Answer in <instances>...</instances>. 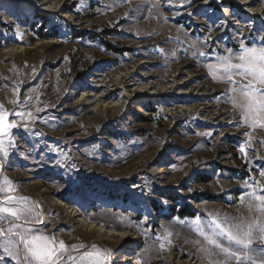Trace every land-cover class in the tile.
I'll return each instance as SVG.
<instances>
[{
	"label": "rangeland",
	"instance_id": "374dc122",
	"mask_svg": "<svg viewBox=\"0 0 264 264\" xmlns=\"http://www.w3.org/2000/svg\"><path fill=\"white\" fill-rule=\"evenodd\" d=\"M47 1L59 10L0 0V106L18 125L0 153V187L7 177L15 191L0 198H29L19 202L32 209L23 229L64 241L63 264L105 251L104 264L121 260L82 241L51 196L89 223L139 237L135 264H163L165 247L208 264L193 221L205 231L213 217L251 221L247 194L264 188V128L242 120L230 91L247 81L233 75V85L218 67L238 62L241 45L264 47V13H249L264 0ZM123 86L158 96L128 101ZM43 189L51 194L37 205ZM0 264L18 262L0 247Z\"/></svg>",
	"mask_w": 264,
	"mask_h": 264
},
{
	"label": "snow or ice",
	"instance_id": "6c2138e0",
	"mask_svg": "<svg viewBox=\"0 0 264 264\" xmlns=\"http://www.w3.org/2000/svg\"><path fill=\"white\" fill-rule=\"evenodd\" d=\"M181 7L183 4L180 5ZM242 51L233 63L231 57L221 59L219 68L230 83L236 84L233 75L240 76L247 83L239 88H232L230 91L236 95L232 97L233 107L242 110V120L252 123L250 127L264 128V47L246 48L241 45ZM203 55V53H201ZM6 113L0 106V153H4V141L2 137L8 135L10 130L18 125L15 122L7 121ZM21 115L22 113H17ZM28 117L32 114L28 113ZM25 129L27 130V126ZM11 143V138L9 140ZM244 152V148H241ZM264 176V173H261ZM3 183L9 187H0V192L12 193L14 188L10 187L12 182L4 178ZM264 188L257 192L255 188L247 194L248 211L255 213L251 221L241 220L230 222L228 218H211L208 225L210 231H205L200 226V218L197 217L193 224L195 230L203 237L202 251L206 253L208 264H264ZM28 197H16L5 195L0 198V247L15 259L18 264H63L64 253L68 252V246L64 241L57 242L54 237L36 235L31 230L23 229V224L31 223L29 217L32 209L21 205L20 201H27ZM244 197L241 198L243 203ZM39 222L38 220L36 221ZM7 225L5 227L4 225ZM259 240L261 247L256 249L254 241ZM197 243H200L197 241ZM76 246L73 245L72 248ZM82 247V246H81ZM96 246L93 245V248ZM163 247V245L161 246ZM257 251L259 255H256ZM213 257H218L213 259ZM108 253L102 255L99 252L86 253L81 256L79 264H104ZM69 260L73 258L68 257ZM74 264L76 262L74 261Z\"/></svg>",
	"mask_w": 264,
	"mask_h": 264
},
{
	"label": "bare ground",
	"instance_id": "6f19581e",
	"mask_svg": "<svg viewBox=\"0 0 264 264\" xmlns=\"http://www.w3.org/2000/svg\"><path fill=\"white\" fill-rule=\"evenodd\" d=\"M226 1H232V0H220V2H226ZM34 2L39 7L40 11L43 12H51V11H58L60 5L55 4L54 2H48L47 0H34ZM250 3V0H239L240 5H247ZM61 9V8H60ZM249 10V8H247ZM251 14H257V13H264V5L261 7V9L258 10H251L249 11ZM63 18V17H62ZM23 49L20 48L19 50H13L6 53V56H12L14 54L22 53ZM127 80V79H126ZM77 88L78 85H76ZM128 86H123L124 90V97L130 101L131 99L135 98H141V97H156L157 91L150 89L149 87H140L139 89H132V90H126ZM84 95H81L79 98L80 100L84 99ZM88 102L89 100L86 99ZM138 101V100H137ZM111 104H104L103 108H109L111 107ZM116 106V105H115ZM137 112H141L142 110L139 108V106L136 107ZM211 120V119H210ZM41 193L43 194H51L48 190L43 189L39 193H35V197L32 198L36 204L38 205V198L42 201H45V199L42 198ZM30 197V196H29ZM33 197V196H31ZM30 197V198H31ZM37 199V200H35ZM52 203L56 205V208L61 211L62 213L68 214L69 222H71L72 225H80L81 227L78 228L79 231L77 232L79 237L82 239V241L89 240V245H101L104 249L107 250V248H115L119 251L118 259H120L121 264H135L133 254L135 253L137 245L140 244L139 237L132 234L129 231L124 232H115L111 231L107 228L100 227L97 224L89 223L78 214V211H76L73 207H71L68 203L61 202L55 197L51 196ZM75 208H83V206L77 202L73 205ZM139 209V208H138ZM133 211H137V209L132 208ZM144 210L143 212H145ZM42 217H44L42 215ZM74 228V227H73ZM77 230V227L75 228ZM73 229V230H75ZM166 251V257L164 258L163 264H198L196 261L191 259L182 260V258L177 254H171L168 247H165L164 249ZM121 254V255H120Z\"/></svg>",
	"mask_w": 264,
	"mask_h": 264
},
{
	"label": "trees",
	"instance_id": "16d2710c",
	"mask_svg": "<svg viewBox=\"0 0 264 264\" xmlns=\"http://www.w3.org/2000/svg\"><path fill=\"white\" fill-rule=\"evenodd\" d=\"M185 213V210H183V211H181V212H179L178 213V215L180 216V217H187V216H193V214L191 213V212H188V213H186V214H184Z\"/></svg>",
	"mask_w": 264,
	"mask_h": 264
},
{
	"label": "flooded vegetation",
	"instance_id": "af4514ba",
	"mask_svg": "<svg viewBox=\"0 0 264 264\" xmlns=\"http://www.w3.org/2000/svg\"><path fill=\"white\" fill-rule=\"evenodd\" d=\"M66 255V254H65Z\"/></svg>",
	"mask_w": 264,
	"mask_h": 264
}]
</instances>
